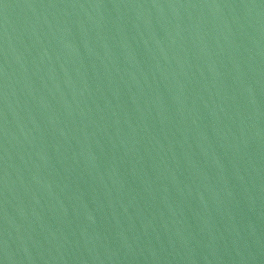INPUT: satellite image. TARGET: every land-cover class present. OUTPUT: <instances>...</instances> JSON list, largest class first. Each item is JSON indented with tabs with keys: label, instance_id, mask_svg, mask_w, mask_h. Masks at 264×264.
I'll list each match as a JSON object with an SVG mask.
<instances>
[{
	"label": "water",
	"instance_id": "obj_1",
	"mask_svg": "<svg viewBox=\"0 0 264 264\" xmlns=\"http://www.w3.org/2000/svg\"><path fill=\"white\" fill-rule=\"evenodd\" d=\"M0 264H264V0H0Z\"/></svg>",
	"mask_w": 264,
	"mask_h": 264
}]
</instances>
